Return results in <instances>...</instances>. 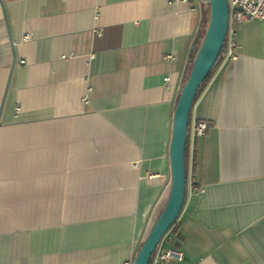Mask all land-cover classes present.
I'll use <instances>...</instances> for the list:
<instances>
[{
  "label": "crops",
  "instance_id": "obj_1",
  "mask_svg": "<svg viewBox=\"0 0 264 264\" xmlns=\"http://www.w3.org/2000/svg\"><path fill=\"white\" fill-rule=\"evenodd\" d=\"M201 19L200 0H0V106L10 36L17 55L0 119V264L135 262L170 197ZM234 29L239 59L215 65L191 111L209 127L188 142L194 193L163 244L184 258L166 264H264V25Z\"/></svg>",
  "mask_w": 264,
  "mask_h": 264
},
{
  "label": "water",
  "instance_id": "obj_2",
  "mask_svg": "<svg viewBox=\"0 0 264 264\" xmlns=\"http://www.w3.org/2000/svg\"><path fill=\"white\" fill-rule=\"evenodd\" d=\"M210 20L202 44L198 49L190 74L180 90L173 121V136L170 147L172 186L168 202L145 239L134 264H150L153 254L179 219L185 205L187 194V145L191 111L196 95L205 78L215 67L224 50V43L229 29V6L227 0H209ZM8 27V23L6 20ZM10 35V32H9ZM14 60L9 79L0 106V119L4 110L9 84L17 63L14 41L10 36ZM195 49V48H194ZM194 51V50H193Z\"/></svg>",
  "mask_w": 264,
  "mask_h": 264
},
{
  "label": "built area",
  "instance_id": "obj_3",
  "mask_svg": "<svg viewBox=\"0 0 264 264\" xmlns=\"http://www.w3.org/2000/svg\"><path fill=\"white\" fill-rule=\"evenodd\" d=\"M229 6V29L228 34L224 43V50L220 54L216 65L219 62L229 63L234 62L239 59V53L237 51L238 46L235 40L236 33H235V26L242 23H247L251 21H258L264 25V0H227ZM95 34L97 36L101 35V32L95 29ZM64 59H67L65 57ZM166 61H173L174 57L172 55H167L165 57ZM165 83L167 85L170 84V77L165 78ZM89 100V93L85 98L87 102ZM19 111V109H17ZM208 123L204 121H190L189 126V139H196L202 138L206 135L208 131ZM146 179L151 181L153 184H158L161 175L156 173H148L146 175ZM187 182V186H188ZM186 186V187H187ZM198 193H203L204 190L201 189L197 191ZM196 192V193H197ZM188 195H192L194 192L192 191L191 187H187ZM164 240L161 241V244L155 251L154 255L152 256L150 264H166L169 260H177L182 261L184 258V254L180 251L174 249H165ZM125 264H134L133 261H128Z\"/></svg>",
  "mask_w": 264,
  "mask_h": 264
},
{
  "label": "trees",
  "instance_id": "obj_4",
  "mask_svg": "<svg viewBox=\"0 0 264 264\" xmlns=\"http://www.w3.org/2000/svg\"><path fill=\"white\" fill-rule=\"evenodd\" d=\"M200 1H201V8H202V19H201V24H200L199 36H198V40H197V42L195 44V49H194V51H193V53L191 55V60H190L189 68H188V71H187L186 79L188 78V76L190 74L191 67H192L191 64H193L194 57H195L198 49L200 48V46L202 44V41H203L204 36L206 34V31H207V28H208V24H209V20H210V3H209V0H200ZM214 69H215V67L213 68L211 73L205 78V80L202 83L200 89H202V87H204V85L209 81V79L211 78V76L214 73ZM197 95H196V98H197ZM196 98H195V100H196ZM188 142H189V138H188ZM187 148H188V145H187ZM187 178H188V173H187ZM173 230H174V225H173V227H171L170 231L172 232ZM166 240L167 239H165V242H166ZM150 263H151V261H150Z\"/></svg>",
  "mask_w": 264,
  "mask_h": 264
}]
</instances>
